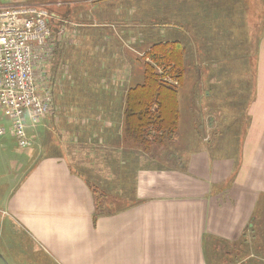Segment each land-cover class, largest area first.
Returning <instances> with one entry per match:
<instances>
[{
  "label": "crops",
  "instance_id": "obj_1",
  "mask_svg": "<svg viewBox=\"0 0 264 264\" xmlns=\"http://www.w3.org/2000/svg\"><path fill=\"white\" fill-rule=\"evenodd\" d=\"M215 1L207 0L204 22L191 21V27L206 28L203 55L208 66L217 64L199 73L205 85L201 92L194 89L189 112L200 123L205 109L232 132L220 128L206 148L190 152L184 169L169 168L126 139L127 90L117 82L120 56L111 50L116 35L102 30L106 24L54 22L55 35H63L48 69L63 62L67 44L83 34L101 44L94 57L86 56L97 63L95 69L83 71L87 60L79 66L81 79L91 80L95 70L113 76L109 83L102 77L89 85L94 100L78 85L53 82L47 69L53 113L28 130L31 148L0 137L5 235L23 234L31 255L51 264H228L264 214V0H220V9ZM218 45L220 54L211 53ZM190 53L198 55L194 48ZM41 128L59 129L58 147L44 148ZM178 135L179 130L174 139ZM230 136L241 143H230ZM157 151L163 157L164 149ZM94 187L107 197L100 214ZM15 259L21 261L20 255Z\"/></svg>",
  "mask_w": 264,
  "mask_h": 264
},
{
  "label": "rangeland",
  "instance_id": "obj_2",
  "mask_svg": "<svg viewBox=\"0 0 264 264\" xmlns=\"http://www.w3.org/2000/svg\"><path fill=\"white\" fill-rule=\"evenodd\" d=\"M18 3L42 7L58 15L63 22L106 24L108 28L102 30L107 31L106 34L110 35L114 33L116 35L117 44L116 41H113L111 43V50L114 49L116 54L120 56L116 65L118 70L121 69L117 76V82L118 84L123 83L126 87L127 92L124 97L126 101L133 90L137 88L140 90L144 86L147 71L151 66L155 68L157 75H165V70L156 66L154 60L145 58V55L152 54L156 50L155 53L164 52L161 46H165V44L180 43L183 46L185 50L180 71L183 78L180 87L176 90L177 99L180 101L178 140L172 139L166 142L165 146L153 148L149 153L142 152L141 149L135 147L138 151H141L140 153L145 155L150 154V158L153 157L164 161L169 168H174L175 166V168L184 169L190 152L206 148V144L213 142V138L216 133L220 132V128L225 133L229 134L232 132L231 125L228 123L217 124L210 118L211 116L205 109L202 112L203 115L201 114L203 118L200 117V123H197L193 117L190 118L189 105L190 100L195 98L194 92L196 91L194 89H198L199 91L205 85L204 77L200 76L199 73H202L204 70L206 71L212 65L215 67L217 64L216 62L208 66L205 55H203L205 54L204 41L207 33L206 28L191 27V21L194 20L200 24V21L204 22L206 19L207 0H0V6L3 7L17 5ZM215 4L218 9L221 8L220 0H216ZM79 14L82 15L79 16ZM218 14L220 15V13ZM87 33H90V30ZM62 35L63 33L58 37L59 41L62 40ZM102 36L104 37V35ZM196 38H198V42L202 41L203 43L200 46L194 45L193 47L192 42ZM74 41L67 44L68 48L65 55H63V62L59 61V59L55 63L53 62L54 64L48 69L49 73L53 82H55V78H59L62 84L78 85L90 99L95 100L96 95L89 89V85H97L102 80V77L109 83L108 79L113 75L110 71H106L105 75L101 76L95 70L90 75L91 80L84 81L79 76V66L87 60L84 65L86 67L82 68L83 71L88 72V67L95 69L97 63L91 58L94 57L91 52L96 51V48L101 44V39H95V42L91 37L84 38L82 34L80 38L74 39ZM193 48L198 55H191L190 52ZM219 49L220 45L215 47V51L211 53L220 54ZM88 54L91 57L86 59ZM95 59L98 60L99 58ZM110 65L106 62L107 69ZM149 65L151 66L149 67ZM162 79L163 77L160 78V80ZM246 79L249 80L250 76H246ZM173 85L176 87L178 83L176 82ZM123 89L125 90V88ZM138 90L133 94H138ZM67 94L71 98L76 97V94L73 92H68ZM140 96L141 94L134 97L135 100H140ZM204 96L202 95L200 100H204ZM59 113L60 110H57V119ZM62 124L60 122L58 125L60 131H63L62 128L65 126ZM233 126L242 128L245 124L234 123ZM58 128L49 129L48 131L45 129L47 133L42 131L43 128L39 130L44 132L42 136L45 149L51 148L52 145L58 147L60 138L56 139V136L61 134ZM231 137L229 138L230 143L233 142L236 145L241 143V140H232ZM161 148L164 149V152H162L164 154L162 155L163 157H159V154H157V150ZM48 152L50 153L51 151ZM96 189L98 190V188ZM106 198V196L104 198L97 197L96 204L98 210L107 205ZM115 207L119 208V205L115 204ZM261 223L263 224L261 225ZM253 226L254 231H247L241 249L232 253L231 258L229 260L226 259L225 263L244 264L243 262H245V264H264V214H261L256 223H253ZM7 232L6 235L8 236L5 235L4 231L6 249L9 252L11 251L13 259L20 255L21 261L18 260L20 264H51L42 255L38 254L36 258L31 255L30 251L26 249L30 247V242L23 234L17 233L12 235L9 230ZM9 241L15 242L16 246H8ZM20 245L23 246L22 253L20 252Z\"/></svg>",
  "mask_w": 264,
  "mask_h": 264
},
{
  "label": "built area",
  "instance_id": "obj_3",
  "mask_svg": "<svg viewBox=\"0 0 264 264\" xmlns=\"http://www.w3.org/2000/svg\"><path fill=\"white\" fill-rule=\"evenodd\" d=\"M55 21L61 18L42 7L0 6V137L20 149L31 148L28 130L53 111L47 65L62 34Z\"/></svg>",
  "mask_w": 264,
  "mask_h": 264
},
{
  "label": "trees",
  "instance_id": "obj_4",
  "mask_svg": "<svg viewBox=\"0 0 264 264\" xmlns=\"http://www.w3.org/2000/svg\"><path fill=\"white\" fill-rule=\"evenodd\" d=\"M161 47L164 52L155 53L156 50L145 55V58L154 60L156 66L165 70V75H157L155 68L149 65L151 67L147 71L144 86L129 94L125 106L126 139L145 153H149L153 148L165 146L166 142L175 138L179 127L180 105L176 90L182 83L183 76L180 71L185 49L180 43L165 44ZM176 82L178 86L175 87L173 84ZM137 90L139 93L134 95ZM139 94L140 100L136 101L134 97ZM93 190L96 199L105 197L104 193L96 188ZM97 213H101V208L98 210L97 207Z\"/></svg>",
  "mask_w": 264,
  "mask_h": 264
},
{
  "label": "flooded vegetation",
  "instance_id": "obj_5",
  "mask_svg": "<svg viewBox=\"0 0 264 264\" xmlns=\"http://www.w3.org/2000/svg\"><path fill=\"white\" fill-rule=\"evenodd\" d=\"M3 221H4V217L2 212L0 211V264H5L3 262H6L8 264H20L17 259L14 258L13 260L11 251L7 252L6 250L5 235H4V230L2 228Z\"/></svg>",
  "mask_w": 264,
  "mask_h": 264
},
{
  "label": "water",
  "instance_id": "obj_6",
  "mask_svg": "<svg viewBox=\"0 0 264 264\" xmlns=\"http://www.w3.org/2000/svg\"><path fill=\"white\" fill-rule=\"evenodd\" d=\"M3 263L8 264V263H6V262H3Z\"/></svg>",
  "mask_w": 264,
  "mask_h": 264
}]
</instances>
